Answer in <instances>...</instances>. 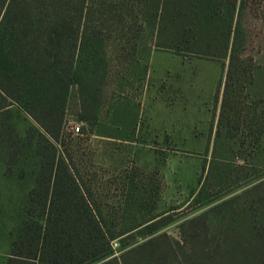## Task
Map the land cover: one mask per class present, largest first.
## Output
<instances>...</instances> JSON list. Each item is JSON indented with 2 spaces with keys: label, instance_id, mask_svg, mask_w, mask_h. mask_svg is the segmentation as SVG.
<instances>
[{
  "label": "trees",
  "instance_id": "1",
  "mask_svg": "<svg viewBox=\"0 0 264 264\" xmlns=\"http://www.w3.org/2000/svg\"><path fill=\"white\" fill-rule=\"evenodd\" d=\"M263 2L159 0L153 7L154 0H0V154L8 175L17 172L19 181L32 183L12 232L7 264H217L215 258L225 250L209 244L211 226L203 215L184 221L179 239L161 232L171 223L169 217L152 218L137 227H142V241L131 236L134 243L125 245L126 232L109 228L62 132L70 92L83 84L76 71L83 42L136 46L151 11L157 50L226 66L216 135L237 126L249 131L252 123L231 121L240 93L253 86L257 71L256 61L244 55L239 16L249 11L264 18ZM85 100L81 117L95 118ZM13 106L34 123L25 136L16 129ZM236 202L229 200L228 207L246 224L234 233L244 254L237 264H264V216L254 199ZM117 239L122 243L118 256L113 249Z\"/></svg>",
  "mask_w": 264,
  "mask_h": 264
},
{
  "label": "rangeland",
  "instance_id": "2",
  "mask_svg": "<svg viewBox=\"0 0 264 264\" xmlns=\"http://www.w3.org/2000/svg\"><path fill=\"white\" fill-rule=\"evenodd\" d=\"M152 15L136 46L83 42L76 64L83 84L70 92L62 140L111 231L126 232L125 245L142 241L137 227L152 218L169 217L161 232L179 239L182 223L203 215L211 226L209 244L225 250L214 262L240 263L243 246H236L234 233L246 229L245 217L232 212L229 200L243 203L250 197L264 216V18L249 11L239 16L244 55L256 61L257 71L253 86L240 93L231 121L253 126L217 136L226 66L157 50ZM83 100L93 107V125L81 117ZM11 109L25 136L33 121L18 107ZM31 187L29 178L19 181L17 172L6 173L0 154V264H7ZM120 239L113 242L116 256L122 253Z\"/></svg>",
  "mask_w": 264,
  "mask_h": 264
},
{
  "label": "built area",
  "instance_id": "3",
  "mask_svg": "<svg viewBox=\"0 0 264 264\" xmlns=\"http://www.w3.org/2000/svg\"><path fill=\"white\" fill-rule=\"evenodd\" d=\"M79 133H80V127H75L74 134H79Z\"/></svg>",
  "mask_w": 264,
  "mask_h": 264
}]
</instances>
